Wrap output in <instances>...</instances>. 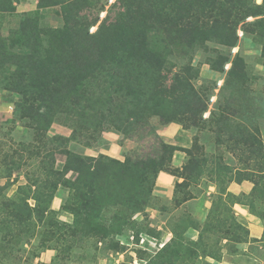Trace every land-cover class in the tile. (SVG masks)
<instances>
[{
	"label": "rangeland",
	"instance_id": "rangeland-1",
	"mask_svg": "<svg viewBox=\"0 0 264 264\" xmlns=\"http://www.w3.org/2000/svg\"><path fill=\"white\" fill-rule=\"evenodd\" d=\"M63 1L0 0L11 52L23 18L33 46L51 48ZM77 1L71 30L112 25L120 43L106 71L72 77L84 95L64 100L92 108L76 138L74 105L33 121L0 81V264H215L225 240L248 241V216L264 227V0H137L128 15L124 0Z\"/></svg>",
	"mask_w": 264,
	"mask_h": 264
},
{
	"label": "trees",
	"instance_id": "trees-1",
	"mask_svg": "<svg viewBox=\"0 0 264 264\" xmlns=\"http://www.w3.org/2000/svg\"><path fill=\"white\" fill-rule=\"evenodd\" d=\"M80 2L81 0H78L77 4ZM73 3H71V0L61 2L63 13L66 14L67 19L66 30L61 32L62 36H60L59 40H56L51 48L49 45L48 48H42V45L38 41L39 47L36 49L33 46V37L30 34L32 32V23L24 18L21 21L20 33H24L26 37L24 41H20L21 44L19 42L15 44L22 47L23 52H11L13 39L11 37L6 39L0 37V81L4 89L13 90L22 95L23 101L19 103V109L22 111L21 115L33 121L38 119L33 115V111H38L42 105H53L55 108H61L65 113H68L65 109L74 105L78 109L77 113L74 112V116L76 117L64 119L72 125V137L76 138L78 130L84 132L83 129L88 128L90 124L87 118V116L90 117V114L82 112V110L88 109L91 111L92 108L89 105L82 106L80 100L75 102L64 100L66 99L65 95L72 88L78 89V96L84 95L80 85H73L74 79L72 77L87 81L89 77L94 76L97 70L106 71L107 68H110L111 61L113 60H110L111 58L108 56L107 49L115 47L117 43H120V39L117 38L118 28L112 25L108 26L109 29L114 30L112 35L110 33L107 35V32L103 31V27L95 33H89L88 27L84 29L82 25L79 28L75 27L76 29L71 30L70 24L73 14L68 7ZM130 3L131 5H129ZM136 3L137 0H124V6L128 5L126 7V15H128ZM247 11L243 12L245 14H242L237 10L233 11L231 8H228L222 13V16L225 19H242L249 14ZM135 18L137 19V17ZM127 19L130 20L133 17L129 15ZM233 24L235 23L233 22ZM34 39L36 41L35 36ZM124 41V47L128 49L137 46L134 34L128 37L125 36ZM25 49L28 52H24ZM46 117L47 114H44V120H47ZM62 119V117H58L56 119H49L48 121L52 123L54 120L61 121ZM78 124L79 126H77ZM59 139L64 141L62 138ZM162 148L168 152L170 157L168 159L169 163L173 154L172 152L176 149L165 142H162ZM79 158L81 162L96 160L89 156H79ZM144 167H146L145 164ZM55 186L51 185L53 189ZM40 187L42 188L43 185H40Z\"/></svg>",
	"mask_w": 264,
	"mask_h": 264
},
{
	"label": "crops",
	"instance_id": "crops-1",
	"mask_svg": "<svg viewBox=\"0 0 264 264\" xmlns=\"http://www.w3.org/2000/svg\"><path fill=\"white\" fill-rule=\"evenodd\" d=\"M17 5L18 2L15 1ZM21 10L17 8L16 12H20ZM0 12H3L0 10ZM174 140H170L174 142ZM162 180L168 181V177L163 175L159 177L158 184H164ZM247 229H248V241L241 243H234L236 249L234 250V245L230 246L229 242L225 240L224 244H222L221 256L217 258L209 257L210 262H215V264H264V257L259 255L258 252L255 251L254 247L262 248L264 245V227L255 220L252 216H248L246 220H244ZM228 241V242H227ZM51 257V256H50ZM40 264H50V260L47 258L39 259ZM39 261L37 262L39 264ZM36 263V264H37ZM197 264V263H190Z\"/></svg>",
	"mask_w": 264,
	"mask_h": 264
}]
</instances>
